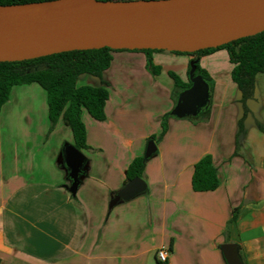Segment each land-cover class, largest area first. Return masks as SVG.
Returning <instances> with one entry per match:
<instances>
[{
	"label": "crops",
	"instance_id": "1",
	"mask_svg": "<svg viewBox=\"0 0 264 264\" xmlns=\"http://www.w3.org/2000/svg\"><path fill=\"white\" fill-rule=\"evenodd\" d=\"M111 55L101 78L76 79L77 87L106 88L108 99L103 121L81 110L88 149L75 195L63 155L71 129L59 120L49 132L39 84L11 88L0 110V264H157L161 246L171 251L169 264H228L226 244L241 264H264V73L245 114L227 50L201 56L212 82L207 114L169 117L157 140L183 91L170 73L187 84L193 56ZM151 137L157 150L144 167L146 190L109 208ZM207 155L219 185L197 192L194 165Z\"/></svg>",
	"mask_w": 264,
	"mask_h": 264
},
{
	"label": "water",
	"instance_id": "2",
	"mask_svg": "<svg viewBox=\"0 0 264 264\" xmlns=\"http://www.w3.org/2000/svg\"><path fill=\"white\" fill-rule=\"evenodd\" d=\"M264 31V0H51L0 5V63L20 62L54 54L110 48L193 53L216 48ZM190 63V87L171 110L176 118L196 117L210 105L207 82ZM157 150L147 143L144 157ZM75 195L85 156L72 144L63 148ZM141 178L130 180L114 195L112 208L144 192ZM228 264H241L235 245L222 246Z\"/></svg>",
	"mask_w": 264,
	"mask_h": 264
},
{
	"label": "trees",
	"instance_id": "3",
	"mask_svg": "<svg viewBox=\"0 0 264 264\" xmlns=\"http://www.w3.org/2000/svg\"><path fill=\"white\" fill-rule=\"evenodd\" d=\"M51 0H0V5H16ZM102 1H131V0H102ZM218 49L228 52L230 63L233 65L231 78L241 92V102L244 113H248L247 102L254 99L255 76L264 73V31L251 37H245L228 44L199 50L193 53L175 52L192 55L195 61V75H200L209 85L212 82L208 73L200 67L199 58ZM124 51L101 48L93 50L70 51L20 62L0 63V110L7 102L10 90L15 85L39 84L47 93L49 132L61 120L73 134V146L83 151L86 145L85 126L81 120V110L85 108L97 121L105 119L104 106L108 99V91L104 87L76 86V79L81 74L102 77L104 70L109 68L112 52ZM146 54L159 50H133ZM150 62V57H148ZM190 69V65H189ZM189 72V70H188ZM177 89L185 90L190 87L181 84L178 77L170 73ZM209 108V107H208ZM208 108L202 114H207ZM199 115V116H200ZM171 113H166L161 122L162 131L157 140L162 138L167 129V119ZM260 127V125L257 123ZM242 123H239V135L243 134ZM154 140V137L149 139ZM150 158V157H149ZM149 158L137 157L129 164L126 170L125 184L134 178L144 179V167ZM219 185L216 168L209 155L203 157L194 165L192 187L194 191H212ZM236 218V212L233 219Z\"/></svg>",
	"mask_w": 264,
	"mask_h": 264
},
{
	"label": "built area",
	"instance_id": "4",
	"mask_svg": "<svg viewBox=\"0 0 264 264\" xmlns=\"http://www.w3.org/2000/svg\"><path fill=\"white\" fill-rule=\"evenodd\" d=\"M170 249L165 246L159 247L155 252L157 264H169Z\"/></svg>",
	"mask_w": 264,
	"mask_h": 264
}]
</instances>
